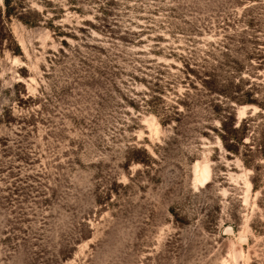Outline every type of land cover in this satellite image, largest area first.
Wrapping results in <instances>:
<instances>
[{
  "label": "rangeland",
  "instance_id": "1",
  "mask_svg": "<svg viewBox=\"0 0 264 264\" xmlns=\"http://www.w3.org/2000/svg\"><path fill=\"white\" fill-rule=\"evenodd\" d=\"M0 264H264V0H0Z\"/></svg>",
  "mask_w": 264,
  "mask_h": 264
},
{
  "label": "bare ground",
  "instance_id": "2",
  "mask_svg": "<svg viewBox=\"0 0 264 264\" xmlns=\"http://www.w3.org/2000/svg\"><path fill=\"white\" fill-rule=\"evenodd\" d=\"M246 108H241L239 110V115H243ZM151 126V125H150ZM153 130H157V125L152 124ZM151 128V127H150ZM209 181V174H208V168L205 165L196 164L194 169V182L199 183L200 185H204ZM246 188H250V184L248 182H245Z\"/></svg>",
  "mask_w": 264,
  "mask_h": 264
}]
</instances>
